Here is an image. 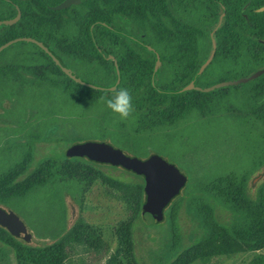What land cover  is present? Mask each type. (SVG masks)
I'll return each instance as SVG.
<instances>
[{
    "label": "trees",
    "instance_id": "1",
    "mask_svg": "<svg viewBox=\"0 0 264 264\" xmlns=\"http://www.w3.org/2000/svg\"><path fill=\"white\" fill-rule=\"evenodd\" d=\"M62 1L0 0V21L14 17L16 6L21 12L16 24L0 26V46L23 37L40 40L74 75L102 87L113 85L116 79L111 60H107L112 56L121 71L118 87L130 91L134 112L128 120H121L101 99L105 93L73 83L40 48L22 42L0 54V107L9 102L11 110L17 108L27 113L16 135L23 134L27 141L43 140V132L54 117L46 120L50 109L41 111L48 109L53 97L67 100L64 105L94 107L98 113L93 124L104 123L122 130L126 137H133L152 135L163 129L174 130L183 122L223 112L221 102L231 96L249 114V120L260 124L262 134L257 139L253 137L255 142L248 147L240 146L248 151L247 166L209 182L204 187V200L193 199L202 234L182 250L178 196L169 204L165 220L170 230V251L175 255L167 264H192L200 258L202 246L222 238L251 251L264 247V184L258 188L255 198L249 196L247 188L250 177L264 166V74L245 84L209 93L189 91L162 95L151 82L154 55L130 39L96 25L104 22L158 53L161 63L154 84L160 90L175 91L188 85L213 53L211 62L194 82L195 86L206 88L220 81L245 79L264 69V12H257L264 6V0H80L78 5L64 10L50 9ZM230 89L234 93L230 94ZM3 121L0 115V122ZM246 124L251 125L249 121ZM35 128L37 132H33ZM10 150L7 154L0 153L5 157L0 160V205L20 206L29 198H40L45 193L57 199L76 188L81 209L85 188L101 179L121 193L136 190L137 213L141 211L145 197L141 176L127 171L140 182L126 183L104 175L97 168L101 164L67 157L47 159L30 171L34 149L28 144H16ZM27 171L30 174L25 176ZM213 202L228 212L226 221L217 218ZM88 227L81 217L67 230L62 224H56L52 231H47V236L56 240L33 249L0 227L3 246L0 254L5 255L3 248L7 249L13 254L15 264H20L24 251L51 255L54 264H69L65 248L85 244L80 232ZM132 251L131 242L129 252L134 260Z\"/></svg>",
    "mask_w": 264,
    "mask_h": 264
},
{
    "label": "rangeland",
    "instance_id": "2",
    "mask_svg": "<svg viewBox=\"0 0 264 264\" xmlns=\"http://www.w3.org/2000/svg\"><path fill=\"white\" fill-rule=\"evenodd\" d=\"M119 72L121 76L120 69ZM215 76L218 78L219 74L216 73ZM226 81L230 80L216 84ZM229 93L234 91L230 89ZM50 101L52 104L48 109L41 112L50 109L46 120L54 117L55 122L49 121L50 127L44 130L43 140L36 142L24 140L23 134L15 133L24 125L23 120L27 116L24 110L17 108L11 110L9 102H5L0 107V115L5 120L0 122V153H6L8 148L12 150L16 144L30 145L35 151L34 164L30 171L47 159L66 157L65 152L71 145L86 142L108 144L123 154L140 160L152 155L162 158L174 165L187 179L184 190L182 189L178 195V202L181 205L178 219V227L182 235L181 250L187 248L202 234L201 220L193 209V199L204 200L206 196L204 187L209 182L247 166L248 151L246 148L241 149L240 146L248 147L253 143V137L259 138L263 131L259 123L249 120V114L238 107L236 99L231 96L221 102L224 109L220 108L223 112L204 119L183 122L174 130L163 129L152 135L131 136L132 138L130 132L127 134L129 137H126V133H121L122 130L117 131L110 125L93 124V119L98 113L94 107L64 105L67 100L55 97ZM242 119H245V122ZM248 121L251 125L247 126ZM37 130L35 128L33 132ZM17 136L21 138L20 141L17 140L20 139ZM1 158L5 157L0 156V160ZM97 168L104 175L119 181L140 182L120 167L113 169L110 165L101 164ZM30 171H27L25 176H28ZM262 184H264V166L255 172L247 183L251 198L256 197L258 188ZM76 191L78 192V189L75 188L70 193L62 194L63 196L59 191L60 195L57 199L45 193L40 198H29L20 206L0 205V208L9 209L24 223L31 239L29 241L16 239L26 244L29 249L56 240L52 236H47V231H52L56 224H62L67 230L74 225L78 217H81L89 226L80 232L81 239L86 243L65 248L64 253L69 264H167L175 255L170 251V230L165 220L168 207L164 210L161 220L154 218L145 222L141 211L137 213L136 190L121 193L105 185L101 179H97L85 188L81 209L78 203L80 196L75 194ZM144 201L145 197L143 203ZM213 204L217 218L226 221L228 212L218 203L213 202ZM131 242L134 260L129 252ZM2 247L0 243V248ZM87 247H91L89 251ZM230 249L235 252L231 253ZM3 250L6 254H0L2 261L0 264L6 262L15 264L13 254L5 248ZM199 255L200 258L192 264H264V247L251 251L235 245L227 238L202 246ZM19 261L20 264H54L51 255L31 254L27 251L21 253Z\"/></svg>",
    "mask_w": 264,
    "mask_h": 264
},
{
    "label": "water",
    "instance_id": "3",
    "mask_svg": "<svg viewBox=\"0 0 264 264\" xmlns=\"http://www.w3.org/2000/svg\"><path fill=\"white\" fill-rule=\"evenodd\" d=\"M79 3L80 0H63L58 5L50 7V9L53 11H60L67 9L72 5H78ZM257 11L263 12L264 6L259 8ZM20 18L21 12L19 7L16 6L15 16L7 20L0 21V26L14 25L20 20ZM96 25L104 27L105 29L113 33L122 35L130 39L131 41L143 47L154 55L155 64L151 82L155 90L162 95H181L191 90L208 93L219 88L245 84L248 82V80L256 79L260 75L264 74V69H262L255 72L248 79L226 81L213 85L209 88H199L194 84L195 79L211 62L213 57L212 53L208 61L199 69V71L195 75V78L188 85L175 91L160 90L156 88L154 84L155 74L157 73V70L161 63L158 53L150 46L139 41L137 38H134L127 33L115 30L109 27L104 22H97ZM22 42L31 43L40 48L41 51L52 61V63L63 73L66 78L79 85L80 87L106 93L107 90L118 87L121 81L117 63L115 60H112L111 56H109L107 59L112 60V65L116 71V79L111 86H97L75 76L72 71L65 66L63 61L53 51L50 50L49 46L46 43L30 37L17 38L4 43L0 46V54L5 49ZM65 156L67 158H85L97 164H106L112 167H120L126 171L132 172L137 176H141L143 178V190L145 195V201L141 207V216L145 222H149L154 218L156 220H161L163 218L164 210L168 207L171 201L180 194L187 183L186 177L174 165L166 162L156 155H152L144 160H140L137 158L129 157L123 154L120 150L114 149L110 145L104 143L86 142L82 144H74L67 148ZM0 227L4 228L11 236L17 239H23L25 241H29L31 239V235L28 233L24 223H22V221L19 220L17 216L9 209L0 208Z\"/></svg>",
    "mask_w": 264,
    "mask_h": 264
},
{
    "label": "clouds",
    "instance_id": "4",
    "mask_svg": "<svg viewBox=\"0 0 264 264\" xmlns=\"http://www.w3.org/2000/svg\"><path fill=\"white\" fill-rule=\"evenodd\" d=\"M101 99L107 108L116 114L121 120H128L134 112L132 95L127 88L116 87L106 91Z\"/></svg>",
    "mask_w": 264,
    "mask_h": 264
}]
</instances>
